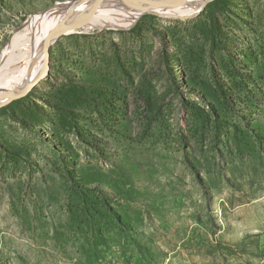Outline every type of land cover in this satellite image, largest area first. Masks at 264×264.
Instances as JSON below:
<instances>
[{"label":"rangeland","instance_id":"rangeland-1","mask_svg":"<svg viewBox=\"0 0 264 264\" xmlns=\"http://www.w3.org/2000/svg\"><path fill=\"white\" fill-rule=\"evenodd\" d=\"M60 35L0 107V264H264V0Z\"/></svg>","mask_w":264,"mask_h":264},{"label":"bare ground","instance_id":"bare-ground-1","mask_svg":"<svg viewBox=\"0 0 264 264\" xmlns=\"http://www.w3.org/2000/svg\"><path fill=\"white\" fill-rule=\"evenodd\" d=\"M84 1L87 0L58 1L29 16L20 30L9 31L8 40L0 53V101L24 88L42 69L41 37L48 21L53 23L47 38L54 40L83 24L127 28L145 14L146 6L165 12L174 10L176 18H186L196 14L203 3L211 0H181L179 4L178 0H90L86 10L58 16Z\"/></svg>","mask_w":264,"mask_h":264},{"label":"water","instance_id":"water-1","mask_svg":"<svg viewBox=\"0 0 264 264\" xmlns=\"http://www.w3.org/2000/svg\"><path fill=\"white\" fill-rule=\"evenodd\" d=\"M181 0H178V3H180ZM208 2H205L201 5L199 11H201L205 5ZM90 6V0L84 1L83 3L76 5L74 7H71L63 12H61L58 16L62 17V16H66V15H70L79 11H84L87 8H89ZM198 11V12H199ZM145 13H149V14H153L159 17H163V18H176V11H170V12H165L159 9H155L149 6L145 7ZM53 21H48L42 30V37H41V43H42V51H43V61H44V65L42 67V69L39 71V73L22 89H19L17 91H14L13 93H11L10 95H8L7 97H5L4 99H2L0 101V107L7 105L8 103H10L11 101L20 98L21 96L26 95L29 91H31L41 80H43L49 72V67H50V60H51V52H50V47L53 43H55L56 39L54 40H48L47 38V34L48 31L51 28Z\"/></svg>","mask_w":264,"mask_h":264}]
</instances>
